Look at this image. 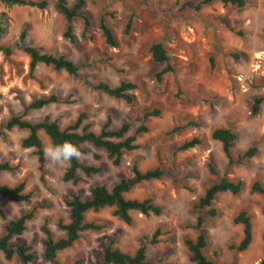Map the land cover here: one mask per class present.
Instances as JSON below:
<instances>
[{"label": "rangeland", "instance_id": "374dc122", "mask_svg": "<svg viewBox=\"0 0 264 264\" xmlns=\"http://www.w3.org/2000/svg\"><path fill=\"white\" fill-rule=\"evenodd\" d=\"M199 1L84 0L81 13L89 26L83 31L81 18L74 17L72 43L62 37L65 21L54 10L53 0H46L44 9L0 4V12L6 14L9 22L0 46L10 49L8 55L0 52V125L10 116L21 114L30 122L48 117L63 129L79 112H84L87 119L83 123H89L92 131H97L107 116L111 128L128 122L131 135L142 123L143 112L159 111L157 117L144 121L147 131L135 136L136 148L123 153L117 166L110 164L101 149L83 143L85 152L78 161L101 165L103 170L89 176L78 171L74 184L61 180L66 167L53 164L45 154L39 168L33 150L20 146L26 135L24 130L12 128L4 132L0 137V163L13 169L0 172V184L14 186L22 182L23 191L30 193V198L14 202L0 196L5 216L0 219V235L5 221L33 209L24 231L12 240L30 248L33 260L26 264H101L103 246L110 244L111 248L132 254L156 228L160 233L157 242L145 245L148 261L193 264L183 239L196 236L194 205L204 189L223 175L239 180L241 189L236 195L217 193L210 206L215 211L213 216L207 214L208 208L199 212L203 216V254L220 263H258L264 229L261 197L251 193L249 186L253 181L264 186V0H244L240 8L210 0L195 8ZM101 18L117 40V47L109 48L103 43L98 29ZM127 19L131 25L124 35ZM21 30L25 44L70 60L78 76L41 63L29 72L28 57L17 40ZM157 41L165 49L172 68L159 83L153 75L164 64L153 62L147 52L149 44ZM98 81L110 86L119 81L134 83L132 103L125 104L94 90L92 85ZM48 94L65 102L23 112L24 105ZM257 97L261 99L258 111L251 114L252 100ZM214 128H228L235 134L232 155L251 146L255 148L254 155L243 164L226 169L219 143L209 138ZM37 136L44 150L48 139L42 131ZM191 137H199L202 144L176 150ZM92 154L98 158L93 159ZM133 164L140 171L159 167L163 174L157 180L135 185L123 196L150 199L159 206V215L143 216L131 211L130 222L125 224L111 215L112 207L89 211L85 220L102 228L80 232L70 247L57 253L54 262L44 261L40 226L44 224L55 239L62 236L56 223L67 221V194L76 193L84 199L95 184L109 189L120 178L129 176ZM239 211L250 218L251 241L244 251L236 252L229 245H236L241 238V226L232 223ZM0 264L22 263L16 257L4 259L0 253Z\"/></svg>", "mask_w": 264, "mask_h": 264}, {"label": "trees", "instance_id": "16d2710c", "mask_svg": "<svg viewBox=\"0 0 264 264\" xmlns=\"http://www.w3.org/2000/svg\"><path fill=\"white\" fill-rule=\"evenodd\" d=\"M210 0L199 1L195 8L199 5L205 4ZM223 5H230L236 8H240L244 5V0H220ZM0 4L5 7L12 5L16 6H30L36 9H44L46 6V0H0ZM84 6V0H73L69 5L67 0H53L54 10L62 16L65 21V29L62 33V37L73 42V36L71 34V22L74 17H80L82 20L83 31H86L89 26L88 19L82 15L81 10ZM8 18L4 12H0V39L7 34L8 30ZM131 20L127 19L125 22L122 33L126 35L130 29ZM98 29L100 31V37L103 43L109 47H117V40L113 36L111 30L108 28L103 18L99 20ZM84 33V32H83ZM25 33L21 30L18 34V43L21 51L28 57V69L31 72L35 66L39 63L50 66L54 70H61L67 75L77 77L76 66L68 59L61 55H51L45 52H41L39 48L25 44ZM0 52L4 55L10 53L9 47L0 46ZM150 59L153 62L163 63L164 66L157 71L153 77L156 83L160 82L161 76L165 73L171 72L172 68L168 64V57L166 51L160 42H152L147 48ZM209 67L212 66L211 59L208 60ZM94 90L102 92L107 97L118 99L125 104H130L133 101V95L131 91L136 89V85L129 81H119L115 86L98 81L92 85ZM65 102V100H59L55 95L48 94L30 101L24 105L23 112L27 110H37L48 104ZM261 102L259 97L252 100L250 106V113L256 114L258 111V105ZM159 111L152 109L142 113V123L138 124L131 135L128 134L129 123L122 122L117 128L110 127V118L105 117L102 124L97 131L89 129V123H83L87 119L84 112H79L71 124L67 125L63 129H60L57 123L53 120H49L48 117H43L36 122H30L22 118V115L10 116L3 124L0 125V137L4 136L5 131H9L12 128L24 130L26 135L20 141L22 148H31L36 156L39 168L44 163V150L40 139L37 136L38 131L47 137L48 142L54 145L62 144L65 141H69L74 144L81 153H84L81 145L86 143L95 149H101L106 158L110 161L112 166H117L120 161V157L125 152H130L136 148L135 136L145 133L147 127L144 121L148 117H157ZM209 138L216 141L220 145L222 154L226 159V169H229L233 165L243 164L246 160L250 159L255 152L253 146L248 147L241 153L232 155L230 148L232 147L236 136L228 128H214L210 131ZM202 140L199 137H191L188 140H184L177 147L176 150L183 151L191 149L195 146L201 145ZM93 159H97V154H92ZM13 167L6 163H0V172L11 171ZM209 171L215 174V171L211 166H208ZM101 165H85L81 164L77 159L73 158L71 164L66 167L65 171L61 175V180L64 182H70L74 184L77 182V172L80 171L84 176L96 175L102 172ZM129 176L120 178L109 189L103 184H95L89 188L88 196L82 199L78 194L69 192L67 197L64 198V204L67 208V221H57L56 227L62 232V236L59 238H53L48 228L42 224L40 230L44 235L41 242L42 245V258L46 262H54L58 252L70 247L72 243L77 239L78 234L86 230H99L101 225H97L91 221L85 220V214L89 211L96 212L104 207H112L111 215L125 224H129L130 215L129 212L134 211L143 216L154 215L157 216L160 213L159 206L155 205L150 199L145 198L142 200L125 198L123 195L130 191L135 185L142 182H149L159 179L163 172L159 167L140 171L133 164L129 169ZM242 183L239 180L228 179L224 175L221 176L215 183H212L204 189L202 195L197 198L194 208L197 210L195 216V223L193 229L196 231V236L193 239H183V244L189 253V261L193 264H234L220 263L206 257L203 254V248L205 247V237L201 228L203 216L199 213L202 209H207V214L213 216L215 211L211 208V201L217 193L227 192L231 195H236L241 189ZM251 193L258 194L261 197L260 213L264 223V186L257 181H253L249 186ZM0 196L14 202H26L30 198V193L23 191V183L19 182L14 186H8L0 184ZM33 217V209L20 214L17 218L7 220L2 226V233L0 235V253L4 259H10L16 257L22 264L29 263L33 260V255L29 251L30 248L23 244L14 243L12 240L14 237L20 235L24 229L26 222ZM0 219L4 220V212L0 207ZM233 224H239L241 226V238L236 245H229V248L241 252L244 251L251 241V223L249 216L244 211L237 212L232 218ZM159 230L156 228L149 239L143 238L145 242H140L132 254L122 252L116 248H111L110 244L101 248V264H157L146 259L145 250L146 243H156V237L159 235ZM262 250L261 256L257 264H264V229L261 233ZM75 264V263H73Z\"/></svg>", "mask_w": 264, "mask_h": 264}, {"label": "clouds", "instance_id": "9594fccd", "mask_svg": "<svg viewBox=\"0 0 264 264\" xmlns=\"http://www.w3.org/2000/svg\"><path fill=\"white\" fill-rule=\"evenodd\" d=\"M44 154L53 164L61 167L69 166L73 158L78 160L82 156L79 149L69 141L59 145L49 143L44 148Z\"/></svg>", "mask_w": 264, "mask_h": 264}]
</instances>
